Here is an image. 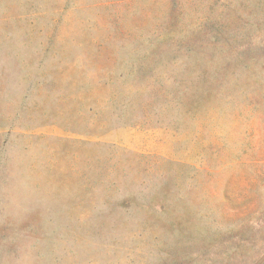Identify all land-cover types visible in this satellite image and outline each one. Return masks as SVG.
Returning <instances> with one entry per match:
<instances>
[{
	"label": "rangeland",
	"instance_id": "rangeland-1",
	"mask_svg": "<svg viewBox=\"0 0 264 264\" xmlns=\"http://www.w3.org/2000/svg\"><path fill=\"white\" fill-rule=\"evenodd\" d=\"M0 264H264V0H0Z\"/></svg>",
	"mask_w": 264,
	"mask_h": 264
}]
</instances>
